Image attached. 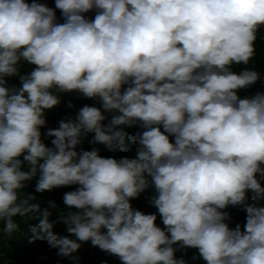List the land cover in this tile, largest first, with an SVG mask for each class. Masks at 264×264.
Here are the masks:
<instances>
[{
	"label": "clouds",
	"instance_id": "obj_1",
	"mask_svg": "<svg viewBox=\"0 0 264 264\" xmlns=\"http://www.w3.org/2000/svg\"><path fill=\"white\" fill-rule=\"evenodd\" d=\"M55 8L63 23L36 0H0V232L37 220L34 239L77 264L85 242L121 264H199L176 257L188 248L206 264H264V69L252 64L264 0ZM22 61L35 68L20 75ZM74 91L90 106L48 128L49 147L45 112ZM33 179L41 194L78 185L66 214L22 195ZM149 188L163 228L131 204ZM61 222L68 235L53 232Z\"/></svg>",
	"mask_w": 264,
	"mask_h": 264
},
{
	"label": "trees",
	"instance_id": "obj_2",
	"mask_svg": "<svg viewBox=\"0 0 264 264\" xmlns=\"http://www.w3.org/2000/svg\"><path fill=\"white\" fill-rule=\"evenodd\" d=\"M27 3H31L32 0H26ZM38 3L45 4L46 6L53 8L56 12L57 22L63 23V17L59 9L55 8V0H36ZM95 10L90 11L84 14L89 19H94ZM264 27H262L259 32L263 31ZM258 32V33H259ZM256 51V55H260L258 59H256L252 64L256 68L260 70L264 69V43L259 42L257 46H254ZM262 52V53H259ZM255 55V56H256ZM35 68V65H29L26 62H21L19 65L20 75H26L30 73V71ZM264 74V73H262ZM8 85L20 87V80L18 76H13L7 78ZM60 96L61 103L55 106L51 110H46V126L41 129L42 132V140L43 142L51 147V139L43 133L46 132L48 128H58L59 121L62 119H66L68 117L75 118L78 113V110L81 108V103L83 105L90 106L91 99L84 98L79 95L77 92L74 93H57ZM71 102L73 107L69 108L67 105ZM89 144L87 143V139L85 138L82 145L78 146L87 150L89 148ZM23 170L27 171V166L23 168ZM258 179L259 176H257ZM264 179H260V183ZM36 180L26 182V187L22 190V195L27 198L28 195L34 197L32 200L33 203H38L41 208H49L52 215L50 217L51 220L55 221L62 215L66 214V206L63 204V196L66 192L75 190L78 185H73L69 187H61L58 189H54L51 192L37 193L35 192ZM154 192V188H149L145 192L141 193L139 198L133 199L131 202L134 209H138L145 214H156L157 215V226L163 228L162 221L157 213L158 210L150 204V198ZM247 195L251 198L252 193L249 191ZM50 205H54V207H50ZM75 211V209H73ZM14 222L17 223L18 228L11 234L8 235L6 233L0 232V264H77V262L73 261L70 258L60 257L57 255V249H51L46 241L40 239H34L37 235V232L33 231V228L38 223L37 220L28 219L20 216H16L13 218ZM237 219L239 221H246V212L240 211L237 214ZM246 222L239 224L243 230V226ZM237 224L232 223L230 228H235ZM3 228V223L0 222V229ZM53 232L57 235H68L66 232L65 225L61 223H57L54 225ZM42 234V233H41ZM75 239V237H70ZM74 256H78V264H121L120 260L111 256L108 253L100 250L98 247H94L90 242L82 243L80 249L77 253L73 254ZM177 258L183 257L187 262L206 264L202 259H193V257L198 256V250L188 248L185 251H177L175 253Z\"/></svg>",
	"mask_w": 264,
	"mask_h": 264
}]
</instances>
